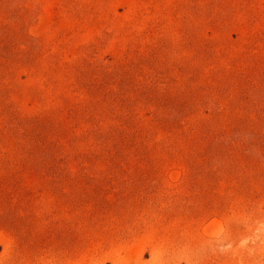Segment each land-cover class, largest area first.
<instances>
[{
  "label": "rangeland",
  "instance_id": "374dc122",
  "mask_svg": "<svg viewBox=\"0 0 264 264\" xmlns=\"http://www.w3.org/2000/svg\"><path fill=\"white\" fill-rule=\"evenodd\" d=\"M0 264H264V0H0Z\"/></svg>",
  "mask_w": 264,
  "mask_h": 264
}]
</instances>
